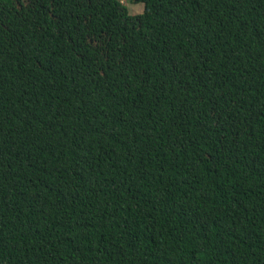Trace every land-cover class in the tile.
<instances>
[{"label":"trees","instance_id":"1","mask_svg":"<svg viewBox=\"0 0 264 264\" xmlns=\"http://www.w3.org/2000/svg\"><path fill=\"white\" fill-rule=\"evenodd\" d=\"M0 0V264H264V0Z\"/></svg>","mask_w":264,"mask_h":264},{"label":"rangeland","instance_id":"2","mask_svg":"<svg viewBox=\"0 0 264 264\" xmlns=\"http://www.w3.org/2000/svg\"><path fill=\"white\" fill-rule=\"evenodd\" d=\"M122 2L128 9V12L132 15L141 13L143 11V4L134 2L133 0H119Z\"/></svg>","mask_w":264,"mask_h":264}]
</instances>
